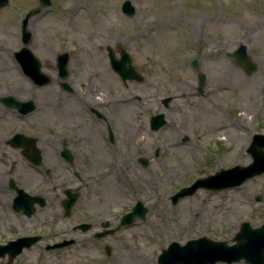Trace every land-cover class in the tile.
Returning a JSON list of instances; mask_svg holds the SVG:
<instances>
[{"label":"rangeland","instance_id":"rangeland-1","mask_svg":"<svg viewBox=\"0 0 264 264\" xmlns=\"http://www.w3.org/2000/svg\"><path fill=\"white\" fill-rule=\"evenodd\" d=\"M124 1L51 0V5L42 7L27 22L32 33L30 46L37 56L50 62L55 54L67 51L70 78L84 82V87L75 86V93H71L75 98L72 95L66 103L51 109L50 119L58 128L69 127L71 141H77L74 131H78L79 138H88V142L107 149L98 134L100 124L90 129V113L79 106L86 99L109 113L112 103L130 100L126 110L123 105L116 110V145L107 149L106 161L93 167L102 173L89 182L99 196L87 192L81 195L78 206L73 207L76 218L82 215L81 209L96 212L97 202L101 206L111 202L116 206L113 210L117 208L120 213L139 201L146 208L144 217L117 233L112 256L99 254L93 247L91 256L82 254L78 260L50 250L32 264H141L138 260L142 256L157 264L160 248L171 240L184 243L205 235L231 243L243 220L254 226L264 222V173L235 187L198 188L175 203L170 199L179 188L219 168L248 164L251 156L246 148L252 134H264V0H129L134 9L130 14L121 9ZM37 2L8 0L0 8V64L9 65L17 78L11 53L22 43L21 18ZM241 43L254 63L251 71L230 55ZM109 48L116 57L120 49H125L144 79L123 83L109 64ZM192 59H197L196 67ZM225 63L249 82L260 85L256 98L253 94L245 95V100L239 96L237 73L225 68ZM43 71L52 75L45 66ZM200 74L204 75L202 91L197 90ZM184 81L193 86L187 97V91H178ZM165 97L169 100L163 103ZM106 99L109 101L103 107L97 103ZM205 99L211 114L200 109ZM243 104L251 105L252 112L244 111ZM157 113H163L165 123L153 130L149 120ZM223 121L233 129L228 137L212 133L213 125ZM139 157L147 158V164L143 165ZM134 166L151 173L154 181L140 179L134 188L127 176ZM62 169L57 167L56 171ZM10 195L7 188L6 193H0V243L28 232H41L48 242L56 240L51 234L70 230L69 221L76 219L61 217L57 200L53 206L48 203L37 207L30 217L20 216L8 205ZM257 195L260 200L255 201ZM82 199L93 206L87 207ZM76 231L70 230L69 236L78 234ZM0 264L8 263L0 259ZM10 264L24 261L18 258ZM231 264L246 263L241 260Z\"/></svg>","mask_w":264,"mask_h":264},{"label":"flooded vegetation","instance_id":"flooded-vegetation-1","mask_svg":"<svg viewBox=\"0 0 264 264\" xmlns=\"http://www.w3.org/2000/svg\"><path fill=\"white\" fill-rule=\"evenodd\" d=\"M30 49L34 52L31 46ZM11 55L18 78L14 77L15 74L11 72L9 65L0 64V193H6V188L11 192L8 205L20 216L30 217L37 207H44L48 203L53 206L57 200L62 209L59 213L61 217L76 218L73 207L77 205L76 201L81 195L87 192L95 197L99 196L89 182L102 176L101 170H94L93 167L106 161L109 154L107 149L116 145L117 132L114 126H117V121L114 117L117 108L110 105L109 113H104L90 105V100L86 99L84 104L79 106L82 111L86 109L90 113V129L100 124L98 134L102 145L107 149L88 142V138H79L78 131H74L77 141H71L69 127L63 125L58 128L56 121L50 119L53 118L51 109L56 108V104L66 103L74 95L71 93H75V86L82 88L85 86L84 82L70 78L68 64L66 75L61 76L57 68L56 54L50 62L40 59L41 69L45 66L52 72L51 75L45 71L49 74L45 82L28 74L25 66L29 64L20 62L14 52ZM10 73L11 77H7ZM88 90L93 93L91 89ZM107 101L109 99L98 100L97 103L103 107V103ZM110 101L114 100L110 98ZM128 102L130 100L124 98L122 103ZM123 108L127 109L124 105ZM57 167L63 169L57 172ZM107 193H110L109 189ZM70 195H76V200L67 210L64 203L69 201ZM16 197H19L22 203L18 208L13 206ZM86 203L89 208L93 206V203ZM94 206L97 208L96 212L81 209L82 215L75 221H69L71 232L78 230V234L69 236L70 230H56L51 234L56 236V240L48 242L41 232H28L20 236L36 235L30 246L22 248L14 257L5 251L0 255V259L10 264L19 258L24 264H32V261L36 262L39 257L52 250L63 257L80 260L82 254L91 256L94 248L99 254L103 252L107 257L112 256L114 237L120 230L132 225L122 223L132 206L130 209L124 208L120 213H117V208L113 210L116 206L113 207L111 202L105 206L97 202ZM24 209L30 211V214ZM51 215H55L54 211ZM52 228H55L53 223ZM85 233L90 237H85ZM59 243L63 245L52 248Z\"/></svg>","mask_w":264,"mask_h":264},{"label":"water","instance_id":"water-1","mask_svg":"<svg viewBox=\"0 0 264 264\" xmlns=\"http://www.w3.org/2000/svg\"><path fill=\"white\" fill-rule=\"evenodd\" d=\"M8 0H0V7L6 4ZM51 0H38V4L31 8L23 17L21 22L22 29V47L15 53V56L22 62L29 65L25 66V71L34 78L42 79L43 82L48 80V75L41 71V63L38 58L31 52L28 47L30 42L31 33L27 29L28 18L37 14L42 7L49 6ZM121 9L125 13H132L133 7L129 0H125ZM120 56L115 57L113 51L108 49L109 62L112 69L117 72L123 81L126 79L142 80L139 74L131 63L130 55L124 50H119ZM231 56L236 58L237 62L242 63L248 71L254 68V63L249 60L244 44H240L236 50L230 53ZM69 55L67 52L58 54L57 66L61 76L67 73V61ZM194 67L197 66V60L191 61ZM204 85V75L200 74L198 79L199 91L202 90ZM168 97L164 99L167 102ZM165 123L164 115L157 113L150 118V127L158 129ZM246 152L251 156V162L246 165H234L229 168H220L215 173L196 179L189 186H185L176 191L170 196L171 202L175 203L179 197L193 193L197 188L203 187L206 189H224L227 187L238 186L245 182L247 179L264 173V134L254 133L252 140L246 149ZM139 160L146 165L147 159L139 158ZM76 195H70L69 201H65L64 206L69 210L71 204L75 201ZM256 200L260 196L255 197ZM22 203L19 197L15 198V208ZM24 211L28 212L27 209ZM146 208L141 206L138 202L131 212L127 213L122 220L123 224H131L136 215L142 217ZM36 237L30 238L28 241L21 242L22 238L16 241H10L7 245H0V255L5 250L11 252L14 256L23 246H29ZM32 240V241H30ZM232 243H228L226 239L215 240L205 235L191 238L180 244L177 241H171L167 247L162 248L157 258L158 264H207L222 261L232 263L235 261L244 260L249 264H264V222L257 226H252L249 221H242L239 229L234 233L231 238ZM63 243L55 244L53 246H61ZM6 247V248H5ZM5 248V249H3Z\"/></svg>","mask_w":264,"mask_h":264},{"label":"bare ground","instance_id":"bare-ground-1","mask_svg":"<svg viewBox=\"0 0 264 264\" xmlns=\"http://www.w3.org/2000/svg\"><path fill=\"white\" fill-rule=\"evenodd\" d=\"M237 41V40H236ZM224 62V60H223ZM225 68H229L231 69L232 72H236L235 71V68L233 66H230L229 64L225 63ZM237 73V77H238V94L239 96L245 100L244 96L245 95H249V94H253L254 97L256 98L257 97V92L260 90V85L259 84H254L253 82H249L244 75L240 74L239 72H236ZM193 86L184 81L182 82L179 87H178V91L182 92V91H187V95H185V97L191 95V90H192ZM220 88H223V87H220ZM209 102L207 99L203 100L202 104H200V109L201 111L206 114H211L212 113V110L210 109V107L208 105H206V103ZM129 103V102H128ZM128 103H114L113 105L117 107L121 106V105H124L125 107H127V104ZM244 111H248V112H252V106L251 105H246V104H243V106L241 107ZM248 108V110H247ZM244 117V116H243ZM236 124H239V123H236ZM214 127L212 128V133L215 134V135H223L225 137H228L230 132L233 131V129L230 128L231 124H227L225 123V121L223 122H217L213 125ZM225 137L223 139H225ZM216 166V165H214ZM213 167V166H212ZM215 168V167H213ZM158 171H160L158 168H156ZM128 178H129V181H131V184L133 185L134 188H136L138 186V181L140 179L142 180H149L150 182H153L154 181V178L152 176L151 173H146L145 170H142V169H138L136 168V166H134V168H132V173L131 174H127ZM138 255V253H136ZM137 258V256H136ZM138 263H141V264H151V260L149 257H141V259L138 260Z\"/></svg>","mask_w":264,"mask_h":264}]
</instances>
